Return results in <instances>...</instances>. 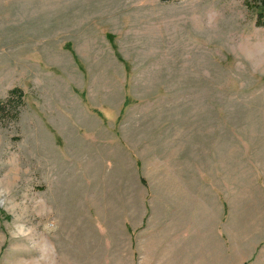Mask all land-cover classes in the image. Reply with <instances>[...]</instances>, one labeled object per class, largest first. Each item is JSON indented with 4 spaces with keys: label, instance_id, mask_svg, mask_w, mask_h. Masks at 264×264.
<instances>
[{
    "label": "rangeland",
    "instance_id": "rangeland-1",
    "mask_svg": "<svg viewBox=\"0 0 264 264\" xmlns=\"http://www.w3.org/2000/svg\"><path fill=\"white\" fill-rule=\"evenodd\" d=\"M259 11L0 0V264H264Z\"/></svg>",
    "mask_w": 264,
    "mask_h": 264
},
{
    "label": "trees",
    "instance_id": "trees-1",
    "mask_svg": "<svg viewBox=\"0 0 264 264\" xmlns=\"http://www.w3.org/2000/svg\"><path fill=\"white\" fill-rule=\"evenodd\" d=\"M254 2V6L256 8H259V26H264L263 20H264V0H252ZM23 106V93L19 89H14L9 93L8 98L6 101L1 102L0 101V113L4 111L5 108L9 109H17ZM11 111V110H10ZM17 114L14 118L17 117Z\"/></svg>",
    "mask_w": 264,
    "mask_h": 264
},
{
    "label": "crops",
    "instance_id": "crops-1",
    "mask_svg": "<svg viewBox=\"0 0 264 264\" xmlns=\"http://www.w3.org/2000/svg\"><path fill=\"white\" fill-rule=\"evenodd\" d=\"M189 236V235H188ZM190 240V239H189Z\"/></svg>",
    "mask_w": 264,
    "mask_h": 264
}]
</instances>
